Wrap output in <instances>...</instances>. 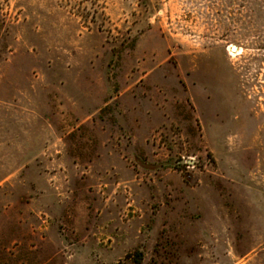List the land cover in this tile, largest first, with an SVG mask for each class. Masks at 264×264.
Listing matches in <instances>:
<instances>
[{"label":"rangeland","instance_id":"rangeland-1","mask_svg":"<svg viewBox=\"0 0 264 264\" xmlns=\"http://www.w3.org/2000/svg\"><path fill=\"white\" fill-rule=\"evenodd\" d=\"M0 264H264V0H0Z\"/></svg>","mask_w":264,"mask_h":264},{"label":"water","instance_id":"water-1","mask_svg":"<svg viewBox=\"0 0 264 264\" xmlns=\"http://www.w3.org/2000/svg\"><path fill=\"white\" fill-rule=\"evenodd\" d=\"M237 47L235 45H231L230 49L231 51H234Z\"/></svg>","mask_w":264,"mask_h":264},{"label":"bare ground","instance_id":"bare-ground-1","mask_svg":"<svg viewBox=\"0 0 264 264\" xmlns=\"http://www.w3.org/2000/svg\"><path fill=\"white\" fill-rule=\"evenodd\" d=\"M234 51H237V50H234ZM231 53H233V52L231 51Z\"/></svg>","mask_w":264,"mask_h":264}]
</instances>
